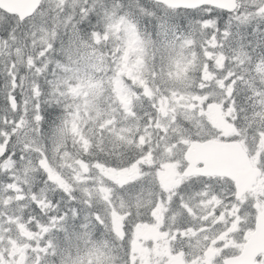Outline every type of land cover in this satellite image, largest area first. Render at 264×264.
Masks as SVG:
<instances>
[{
  "label": "rangeland",
  "instance_id": "1",
  "mask_svg": "<svg viewBox=\"0 0 264 264\" xmlns=\"http://www.w3.org/2000/svg\"><path fill=\"white\" fill-rule=\"evenodd\" d=\"M253 1L259 2V0ZM47 2L51 4V7H47L53 12L54 19L57 20L56 25L59 22L61 32L57 29H50L44 15L39 14L24 23L23 34L9 39L0 36V73H7V78L13 80L6 88L12 109V119L8 120V123L13 126V134L22 130L19 145L22 162L19 163L13 159L6 160L2 166L3 171H8L14 176V180L19 182L11 184L7 189L11 191V195L3 196V200H0V264H43L47 257L45 253L48 252V247L53 249L58 256L59 252L66 251L62 248H57L56 251L51 245L40 247L30 244V242L36 243L42 240L57 222L62 221V218L53 217L51 226H38L37 231L32 232L27 224L16 215L33 202L44 208L47 205L45 202L47 187L35 190V177L39 168H43L44 157L50 161L55 170L65 176L60 188L66 192L65 196L68 197L69 202H72L69 198L72 196L71 193L76 192L77 201L82 204L84 218L88 223L92 218L101 221L109 218L111 227L115 226L116 231L120 232L122 223L120 224L113 214L126 217L128 214L124 207L127 208L128 213L136 209L141 225L144 221L143 209H146L148 222L151 218L156 219L157 207L150 209L151 200L148 199L151 183H145L148 178L138 173V166L134 165L121 171L109 169V175L106 173L107 166L96 165L94 169L96 176L92 178L86 174L91 170L90 165L85 166L84 171L86 172L82 171L77 166L78 161L72 159L74 155L66 146L69 136L75 137L78 144H85L87 141L84 133L89 130L100 133L103 130L104 134H111L110 145L113 154L124 156L126 151L117 146V141H121L126 149L134 141L137 126L135 122L128 125L127 121L132 119L133 106L139 101L140 94L144 93L146 88L151 90L148 99L152 100L157 97L152 103L150 112L163 137V141L159 144L160 154H162L158 157L160 169H166L169 166L176 168L183 166V154L179 155L178 152L180 150L184 152L188 147L190 141L194 139L193 133L198 138L216 139L223 135L226 136L225 131L230 126L225 119L232 110L226 108L229 109L226 113L225 104L234 86L225 79L224 72H230L231 68L229 65L222 66L221 55L213 54L209 50L215 48V45L226 49L232 47L234 50L237 46L235 42L227 40L229 36L227 32L224 31L221 43H217L211 37L207 38L208 47L204 50L203 44V54H200L195 51L198 39L193 40L188 36V32L192 33L193 25L188 23L186 29L180 31L174 26H168L169 23L166 20H162L160 30L156 35L158 43L154 46V42L147 34L137 32L128 17L121 15L120 12L113 13L112 11L106 17L104 33L96 35L93 43L89 44L79 36L72 22L71 11H73L74 0H47ZM188 21L191 22L192 19ZM213 27L214 23L211 21H201L199 29L211 30ZM193 33L197 36L199 31L193 30ZM178 35H181L180 38ZM205 38L206 36H203L201 39L205 40ZM51 51L57 55H51ZM241 62L244 72L252 76L257 83L251 87L249 93L255 94L256 102L264 106V63L254 61L245 55ZM22 65H25L27 70L21 72ZM47 72L49 76L46 75ZM194 72L200 73L199 76L196 77ZM37 78H41L42 82H39ZM243 78L240 75L239 79ZM196 82L200 83L195 87ZM43 83L52 85L58 102L65 109H70L67 117L51 129L41 128L39 97L44 93L41 89ZM106 90L112 92L111 107H103L108 100V97L104 95ZM15 91L23 95L20 107L11 96ZM237 93L245 94L246 91L239 90ZM225 94L227 97L224 96ZM241 99L246 98L241 97ZM252 111H254L253 107L249 106L244 111L246 112L244 117L239 118L237 114L235 115L233 120L238 118L241 126L233 128L232 136H243L246 121L250 126L248 132L251 133L247 139L246 149L249 148L255 153V163L258 164L260 163L259 156L264 152V138H257L260 134L255 131L254 126L263 128L264 119L259 117L261 114L251 113ZM183 122L187 123L192 131L185 128ZM137 143L140 145V139ZM148 162L151 163L150 160ZM262 163L264 164V155ZM160 169L154 174L156 182L161 181ZM24 170L27 172V177ZM217 182L219 188L227 184L224 180ZM138 183L140 185L136 186L135 184ZM162 183L157 185L166 186L167 189H176L175 187L182 184L175 183L169 186ZM0 186L6 188L4 183H0ZM134 187L138 189L141 187L136 195L130 191ZM120 188H123L125 193H120ZM164 188L161 187V189ZM116 192L118 194H115ZM256 193L264 201V179L259 182ZM114 194L118 198L116 201H114ZM152 195L154 196L153 192ZM191 196V200H186L180 191L173 199L202 202L204 206H208L205 200L211 201L215 197L213 192L209 194L203 190L195 191L191 193ZM217 200L222 201L220 198ZM256 200L259 201V199ZM153 201H155L154 197ZM251 202L253 203L252 199ZM194 205L189 204V210ZM218 205L223 208L220 209L223 212L231 206L230 203L225 202H218ZM4 207L10 208V215L6 214L8 209ZM72 208V206L68 207L70 210ZM247 210L253 211V208ZM182 216L186 215L179 214L176 218ZM226 220L227 218L223 222L225 223ZM151 226H154L165 238L163 249L170 250L171 243L163 234L162 227ZM182 226H186L184 221ZM240 230L241 224L238 223L231 233L226 232L228 234L222 240V249L227 252L236 250L242 241ZM183 236L192 240L193 249L200 248L202 243L200 235L193 239L186 232ZM215 240L217 241L218 238ZM209 246L214 247V245ZM106 248V241L102 238L91 243L89 239L83 238L82 244H77L75 249L69 250L68 258H62V264L104 263L101 259L107 261ZM162 253L167 255V252ZM162 253H160V259L150 258L148 264H163ZM221 253L224 254V252ZM107 256L110 257L108 254ZM143 256L145 253L133 252L129 264H147ZM189 258L190 264H199L197 259L205 264L207 260L205 253L197 258L196 256ZM216 260L215 258L208 261L216 264ZM44 264L56 263H53L50 258Z\"/></svg>",
  "mask_w": 264,
  "mask_h": 264
},
{
  "label": "water",
  "instance_id": "2",
  "mask_svg": "<svg viewBox=\"0 0 264 264\" xmlns=\"http://www.w3.org/2000/svg\"><path fill=\"white\" fill-rule=\"evenodd\" d=\"M172 6L180 4V0H166ZM34 8L37 5L36 0H0V7L7 12L17 13L20 18L30 15L27 10V4ZM264 10V8H263ZM194 147V144H193ZM188 154H199L203 157L201 161L212 169L211 173L226 175L235 180L239 193H244L251 188L252 182L255 181L258 174L253 175V180L246 181L240 170L245 167L244 154L238 144H221L209 143L206 145H196L195 151L191 148ZM251 170L248 171L250 173ZM253 181V182H254ZM263 244V243H262Z\"/></svg>",
  "mask_w": 264,
  "mask_h": 264
},
{
  "label": "flooded vegetation",
  "instance_id": "3",
  "mask_svg": "<svg viewBox=\"0 0 264 264\" xmlns=\"http://www.w3.org/2000/svg\"><path fill=\"white\" fill-rule=\"evenodd\" d=\"M163 231V234L166 235V239L171 243L172 248L170 250L163 249L165 238L162 236V234L159 235L154 226L138 228L136 246L139 252H145L146 255L144 259L147 263H149V259L152 258V252H182L183 256L188 258L201 255L202 252H208V250H211H207V248L203 246L200 249L194 250L188 246L187 249L184 250L182 249L183 238L176 234L173 231V228L163 229ZM213 252L217 251L213 250ZM177 255L181 256L179 253H177ZM171 261L172 259L170 260V264Z\"/></svg>",
  "mask_w": 264,
  "mask_h": 264
},
{
  "label": "trees",
  "instance_id": "4",
  "mask_svg": "<svg viewBox=\"0 0 264 264\" xmlns=\"http://www.w3.org/2000/svg\"><path fill=\"white\" fill-rule=\"evenodd\" d=\"M10 24H11V22H10ZM7 32H8V30L4 29L2 33H3V35H6ZM84 33H87V32H84ZM250 49L256 51L258 54H262L264 52V42L262 41L260 36H258L255 39H252L250 41ZM2 97L3 96H0V120H2L4 118L3 114H5V113L8 114L7 106H5V104H2V102H1ZM241 104H242L241 108L245 109V107L250 105V101L242 102ZM53 119H54V117H50V118H48V121L51 122V121H53ZM56 233H57V231H53L52 235H55Z\"/></svg>",
  "mask_w": 264,
  "mask_h": 264
},
{
  "label": "bare ground",
  "instance_id": "5",
  "mask_svg": "<svg viewBox=\"0 0 264 264\" xmlns=\"http://www.w3.org/2000/svg\"><path fill=\"white\" fill-rule=\"evenodd\" d=\"M6 163V162H5ZM35 185V184H34ZM33 187V186H32ZM46 188V187H45ZM45 191V190H44ZM48 192V191H47ZM45 193H46V191H45Z\"/></svg>",
  "mask_w": 264,
  "mask_h": 264
}]
</instances>
